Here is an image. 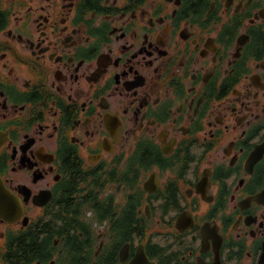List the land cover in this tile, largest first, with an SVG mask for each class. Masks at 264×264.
I'll list each match as a JSON object with an SVG mask.
<instances>
[{
	"label": "flooded vegetation",
	"instance_id": "af4514ba",
	"mask_svg": "<svg viewBox=\"0 0 264 264\" xmlns=\"http://www.w3.org/2000/svg\"><path fill=\"white\" fill-rule=\"evenodd\" d=\"M0 194V264H264V0H0Z\"/></svg>",
	"mask_w": 264,
	"mask_h": 264
},
{
	"label": "water",
	"instance_id": "95a60500",
	"mask_svg": "<svg viewBox=\"0 0 264 264\" xmlns=\"http://www.w3.org/2000/svg\"><path fill=\"white\" fill-rule=\"evenodd\" d=\"M1 193H4V191L1 190ZM7 195H8V194H6V195L0 194L1 199L4 200V198L7 197ZM9 197H10V199H11L12 201H14V198H12L11 196H9ZM2 200H0V212H1V213H3V211L5 210V206H4V204L2 203Z\"/></svg>",
	"mask_w": 264,
	"mask_h": 264
}]
</instances>
